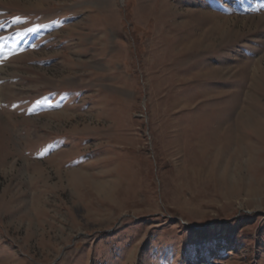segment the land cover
Wrapping results in <instances>:
<instances>
[{"label": "rangeland", "instance_id": "rangeland-1", "mask_svg": "<svg viewBox=\"0 0 264 264\" xmlns=\"http://www.w3.org/2000/svg\"><path fill=\"white\" fill-rule=\"evenodd\" d=\"M0 264H264V0H0Z\"/></svg>", "mask_w": 264, "mask_h": 264}]
</instances>
